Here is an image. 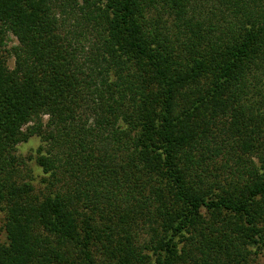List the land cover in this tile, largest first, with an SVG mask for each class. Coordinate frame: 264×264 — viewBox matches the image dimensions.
<instances>
[{"label": "trees", "instance_id": "obj_1", "mask_svg": "<svg viewBox=\"0 0 264 264\" xmlns=\"http://www.w3.org/2000/svg\"><path fill=\"white\" fill-rule=\"evenodd\" d=\"M0 213V264H264V0H0Z\"/></svg>", "mask_w": 264, "mask_h": 264}, {"label": "rangeland", "instance_id": "obj_2", "mask_svg": "<svg viewBox=\"0 0 264 264\" xmlns=\"http://www.w3.org/2000/svg\"><path fill=\"white\" fill-rule=\"evenodd\" d=\"M12 43H10L11 45ZM47 120V119H46ZM43 146L40 137L35 136L31 138L27 143H23L18 146V154L24 158L31 170V183L34 186L37 193L45 190L44 178L42 168L37 163L38 151ZM3 221V215L0 213V222Z\"/></svg>", "mask_w": 264, "mask_h": 264}]
</instances>
